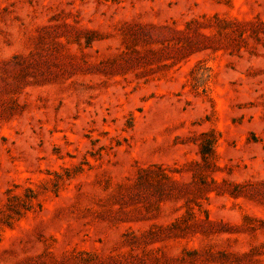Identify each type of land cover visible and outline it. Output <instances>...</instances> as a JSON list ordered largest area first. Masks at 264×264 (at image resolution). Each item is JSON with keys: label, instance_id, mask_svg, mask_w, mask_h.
Listing matches in <instances>:
<instances>
[{"label": "rangeland", "instance_id": "rangeland-1", "mask_svg": "<svg viewBox=\"0 0 264 264\" xmlns=\"http://www.w3.org/2000/svg\"><path fill=\"white\" fill-rule=\"evenodd\" d=\"M0 264H264V0H0Z\"/></svg>", "mask_w": 264, "mask_h": 264}]
</instances>
